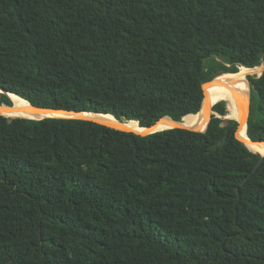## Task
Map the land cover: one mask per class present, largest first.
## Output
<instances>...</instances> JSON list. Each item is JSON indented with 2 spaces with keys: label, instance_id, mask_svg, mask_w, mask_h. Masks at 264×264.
Listing matches in <instances>:
<instances>
[{
  "label": "trees",
  "instance_id": "trees-1",
  "mask_svg": "<svg viewBox=\"0 0 264 264\" xmlns=\"http://www.w3.org/2000/svg\"><path fill=\"white\" fill-rule=\"evenodd\" d=\"M263 53L264 0H0V89L38 107L181 121L203 83ZM261 72L248 76L255 141ZM206 127L0 113V264H264V160L253 173L235 119Z\"/></svg>",
  "mask_w": 264,
  "mask_h": 264
},
{
  "label": "bare ground",
  "instance_id": "bare-ground-1",
  "mask_svg": "<svg viewBox=\"0 0 264 264\" xmlns=\"http://www.w3.org/2000/svg\"><path fill=\"white\" fill-rule=\"evenodd\" d=\"M256 66L254 68H247L241 66V69L236 73H224L219 78L218 82L209 83L205 86V91L208 98V109H204L196 114H189L183 117V119L177 123L171 119L165 117L161 119L154 128L156 129H169L171 127H184L188 129L203 130L208 120L213 115V104L219 101H225L228 106V116L238 119L240 121L238 139L243 141L244 145L253 153L261 154L264 156V143H252L247 134V116L249 108V94L250 84L248 81V75L257 73L264 69V65ZM253 73V74H254ZM13 99L17 98L21 105L20 107L13 108L7 105H0V113L4 116L10 117H23V118H41V117H56L63 118L68 114L63 111L53 110H40L34 109L30 102L14 93H9ZM15 100V99H14ZM81 117L93 120L95 122L105 124L108 126L121 128L126 131L135 132L138 134H146L151 131L149 128L141 127L136 120L120 121L117 120L111 114H94V113H82ZM176 126V127H175Z\"/></svg>",
  "mask_w": 264,
  "mask_h": 264
},
{
  "label": "water",
  "instance_id": "water-1",
  "mask_svg": "<svg viewBox=\"0 0 264 264\" xmlns=\"http://www.w3.org/2000/svg\"><path fill=\"white\" fill-rule=\"evenodd\" d=\"M262 57L264 58V53L262 54ZM262 65V64H261ZM264 70V69H263ZM263 72V71H262ZM262 72H261V74L259 75V76H261L262 75ZM221 75V74H220ZM258 76V77H259ZM219 77V75H217V76H215L212 80H210V81H207V82H205V83H203V86H202V88H203V101H202V104H201V108H200V110H199V112L200 111H202L203 109L206 111L207 109H208V98H207V94H206V91H205V86L207 85V84H209V83H215V82H218L217 81V78ZM250 87H251V85H250ZM0 93H5L6 95H8L9 96V93H11V92H7V91H5V90H3V89H0ZM223 101V100H222ZM220 102V101H219ZM216 103H218V102H215L214 104H213V106L216 104ZM248 105H249V108H248V116H247V122H248V118H249V112H250V94H249V101H248ZM31 104V103H30ZM2 105H4V104H2ZM8 106V105H7ZM31 106L34 108V109H42V110H55V111H63L64 113H66V114H68V116H66V117H63L62 119H70V120H82V121H89V122H95V121H93V120H90V119H87V118H83V117H81L80 116V114H82V113H88V114H90V113H94V114H104V113H97V112H88V111H75V110H66V109H56V108H45V107H38V106H34V105H32L31 104ZM226 106H227V104H226ZM8 107H10V106H8ZM227 110H228V106H227ZM198 112V113H199ZM212 114H214L216 117H220V118H224V119H235V118H232V117H229L228 116V114H226V115H224V116H222L221 114H219L218 112H216V111H214V110H212ZM3 115V114H2ZM7 117H10V116H7ZM165 117H167V118H169V119H171L172 121H175V122H177V123H179L180 121H177V120H175V119H173L171 116H164L163 118H165ZM11 118H15V117H11ZM23 118V117H22ZM27 118V117H26ZM28 118H30V117H28ZM43 118H47V117H41V118H31V119H43ZM163 118H161V119H163ZM160 119V120H161ZM183 119V118H182ZM211 119V118H210ZM159 120V121H160ZM236 121H237V129H236V132H235V135H236V137L238 136V133H239V127H240V121L238 120V119H235ZM131 121V120H130ZM159 121H157L155 124H153V125H151V126H147V127H145V128H149V129H151V131L150 132H148V133H146V134H141V135H147V134H150V133H153V132H157V131H161V129H156V128H154L155 127V125L159 122ZM138 122V121H137ZM247 122H246V124H247ZM98 123V122H97ZM105 125V124H104ZM108 126V125H107ZM110 127H112V126H110ZM176 127V126H175ZM113 128H116V127H113ZM171 128H173V127H171ZM182 128H184V127H182ZM116 129H120V130H124V129H121V128H116ZM207 129V127L205 128V129H203V130H197V131H205ZM163 130V129H162ZM192 130H195V129H192ZM126 131V130H125ZM238 138V137H237ZM250 138V137H249ZM240 140V139H239ZM250 140H251V142L252 143H258V142H262V143H264V140H260V141H255V140H252L251 138H250ZM241 141V140H240ZM242 143H244L243 141H241ZM259 155V159H258V161H257V163H256V165H255V167H254V169H253V173L254 172H256V170L258 169V167L260 166V164L262 163V161L264 160V156L263 155H261V154H258ZM245 181V180H244ZM244 181H243V183H244ZM236 190H237V195H238V199H240V191H239V187H237L236 188Z\"/></svg>",
  "mask_w": 264,
  "mask_h": 264
},
{
  "label": "rangeland",
  "instance_id": "rangeland-1",
  "mask_svg": "<svg viewBox=\"0 0 264 264\" xmlns=\"http://www.w3.org/2000/svg\"><path fill=\"white\" fill-rule=\"evenodd\" d=\"M263 65H264V62L262 63V66H263ZM262 66H261V67H262ZM240 69H241V67H240ZM240 69H239V70H240ZM254 72H255V71H254ZM254 72H253V73H254ZM227 73H228V72H227ZM253 73H251V74H249V75H250V76H257V77L260 75L259 73H254V74H253ZM222 74H224V73H222ZM222 74H221V75H222ZM221 75H219V76H221ZM249 75H248V76H249ZM218 78H219V77H218ZM248 81H249V80H248ZM249 84H250V83H249ZM14 98H15V97H14ZM16 99H17V98H16ZM19 107H20V106H19Z\"/></svg>",
  "mask_w": 264,
  "mask_h": 264
}]
</instances>
